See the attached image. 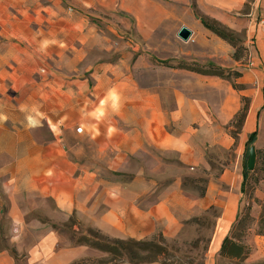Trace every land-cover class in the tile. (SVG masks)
Segmentation results:
<instances>
[{
	"label": "rangeland",
	"instance_id": "obj_1",
	"mask_svg": "<svg viewBox=\"0 0 264 264\" xmlns=\"http://www.w3.org/2000/svg\"><path fill=\"white\" fill-rule=\"evenodd\" d=\"M183 27L194 40L180 35ZM263 28L264 0L232 9L219 0L139 8L138 0H0V248L24 260L23 246L62 253L41 264L119 263L90 244L103 245L101 234L129 237L89 220L90 201L118 190L132 199L138 189L172 199L180 187L207 198L205 207L174 236L161 228L138 239L160 244L138 247V264H264ZM251 146L256 164L242 193ZM233 200L225 236L249 247L243 259L220 256L222 242L214 244Z\"/></svg>",
	"mask_w": 264,
	"mask_h": 264
},
{
	"label": "crops",
	"instance_id": "obj_2",
	"mask_svg": "<svg viewBox=\"0 0 264 264\" xmlns=\"http://www.w3.org/2000/svg\"><path fill=\"white\" fill-rule=\"evenodd\" d=\"M219 2L221 7L232 9L239 7L246 0H219ZM152 4H154V0H138V8ZM259 35H261L259 45L260 62L264 63V28ZM182 158L193 164L202 161L201 156L196 157L194 154L192 156L182 154ZM46 165L50 166V163L48 164L45 159L40 165V168H43L44 175L47 172ZM55 166L57 167L56 164ZM123 192L121 190L111 192L110 196L105 195L101 201H94L93 199L88 207V219L97 220L98 228L112 236L144 239L161 228L164 234L174 236L177 234L182 220L188 215L199 214L207 203V198L188 196L186 191L180 187L174 190L172 199L166 198L167 195H164L161 199H152L148 196L150 192L140 189H138V193H135V198L129 199ZM91 194H94V190L90 189ZM234 202L233 200L229 203L224 215L233 211V207L235 213L237 212ZM18 215L21 216V213L10 212L9 217L15 219ZM51 249L42 247L41 244L29 250H26L23 246L21 251H26V260H24L22 258L23 252L16 255L11 248L3 246L0 248V264L55 263L56 260L62 259V253L57 254ZM69 261H71V257L67 253V262Z\"/></svg>",
	"mask_w": 264,
	"mask_h": 264
},
{
	"label": "trees",
	"instance_id": "obj_3",
	"mask_svg": "<svg viewBox=\"0 0 264 264\" xmlns=\"http://www.w3.org/2000/svg\"><path fill=\"white\" fill-rule=\"evenodd\" d=\"M247 5V4H246ZM202 23L203 25L220 36L223 39H228L231 41V33H228L226 31H223L220 29V27H215L212 25H209L207 21L202 18ZM192 71H195L197 73L205 74V75H212V76H222L223 72L222 71H216V70H211V69H205V68H193L191 69ZM239 76V74H238ZM263 92H264V87H263ZM245 110L246 107H244L239 113L242 112V115H245ZM257 136V130L251 132L249 134L248 142L247 143H252ZM249 170H244L243 171V180L241 184V192L245 193L246 192V185H247V180L249 177ZM259 226H260V233H264V204H262V211L260 214V221H259ZM101 237L105 240L103 242V245L97 244V245H91L95 248L103 250L106 254H116L121 256L122 261L119 263H114V264H138L140 261H138V247L140 249L148 248V247H156L160 248V244L158 241L155 240H138L134 238H110L106 235H102ZM220 256L225 257V258H240L243 259L249 254V247L244 245L241 242L236 241L230 234L226 235L225 238L222 241V245L220 248L219 252ZM146 263H152L154 261H150L149 257L147 259H144Z\"/></svg>",
	"mask_w": 264,
	"mask_h": 264
},
{
	"label": "bare ground",
	"instance_id": "obj_4",
	"mask_svg": "<svg viewBox=\"0 0 264 264\" xmlns=\"http://www.w3.org/2000/svg\"><path fill=\"white\" fill-rule=\"evenodd\" d=\"M3 48L6 50L9 49L7 45H5ZM36 106H38V105H35V107ZM50 106H51L50 104H46V107H50ZM253 124H254V116H251L250 121L247 124V127L249 129H251L253 127ZM234 214H235V211H234V207H233V211L227 213L225 215L224 219L220 222L218 232L215 236V241H214L215 246L219 247L221 245L222 239L224 238L225 234L227 233L228 228H229V226H230V224L234 218Z\"/></svg>",
	"mask_w": 264,
	"mask_h": 264
},
{
	"label": "water",
	"instance_id": "obj_5",
	"mask_svg": "<svg viewBox=\"0 0 264 264\" xmlns=\"http://www.w3.org/2000/svg\"><path fill=\"white\" fill-rule=\"evenodd\" d=\"M180 35H182V37L186 40H189L191 34H192V31L186 27H183L181 30H180ZM256 149L254 146H251L250 149H249V156H248V162H247V168L248 170H253L254 167H255V164H256Z\"/></svg>",
	"mask_w": 264,
	"mask_h": 264
},
{
	"label": "built area",
	"instance_id": "obj_6",
	"mask_svg": "<svg viewBox=\"0 0 264 264\" xmlns=\"http://www.w3.org/2000/svg\"><path fill=\"white\" fill-rule=\"evenodd\" d=\"M193 33L191 34V36H190V38H189V40H194V38H193ZM79 130H82V128H80Z\"/></svg>",
	"mask_w": 264,
	"mask_h": 264
}]
</instances>
